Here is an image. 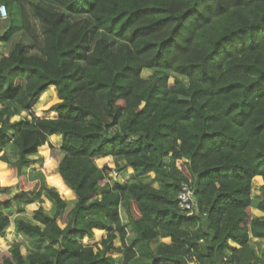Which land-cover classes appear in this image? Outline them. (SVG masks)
<instances>
[{"label": "trees", "instance_id": "16d2710c", "mask_svg": "<svg viewBox=\"0 0 264 264\" xmlns=\"http://www.w3.org/2000/svg\"><path fill=\"white\" fill-rule=\"evenodd\" d=\"M46 1L0 0V264H264V0Z\"/></svg>", "mask_w": 264, "mask_h": 264}, {"label": "rangeland", "instance_id": "374dc122", "mask_svg": "<svg viewBox=\"0 0 264 264\" xmlns=\"http://www.w3.org/2000/svg\"><path fill=\"white\" fill-rule=\"evenodd\" d=\"M30 1L38 4L39 6L45 8V9L51 10V11H59L60 10V8H58L56 5H53L49 1H46V0H30ZM81 17L82 16H80V17L79 16H68V19L70 21H76V20L80 19ZM0 18L4 19V17L3 18L0 17ZM93 37H94V40H96L99 37L107 38L110 41V44H111V46H112V48L114 50L118 49L119 47H121L124 44L123 42H120V41L112 38L111 36H107L104 33L101 34L100 32H97V31H95V32L93 31ZM15 39H17V38H14V41H15ZM14 41H12L11 43L7 44V46L5 48L6 51H8L10 49V47L12 46ZM144 73L145 74H149L150 71L147 70ZM169 77H170V79H173L174 78V74H170ZM183 79L186 81L185 78H183ZM52 92H53V90L48 88V90L45 92V95H44L45 99L40 100L36 106L42 107L46 103L51 101L52 97H53ZM14 119H19V117H15ZM53 140H54L55 143H56V141L59 142V143L61 141L60 136L58 134L54 135ZM11 152H12V150H10V151L7 150V153L9 155V157L13 160L14 159V154H12ZM38 158H39V156L38 157L35 156V155L31 156V158H30L31 161L24 168V172H26V175H27L29 181H31V180H35L36 181L37 180L35 186H33L32 188L28 189L27 192H26L30 196L36 194L37 191L42 189V186L46 183L45 182V178H44L43 174L40 171L42 163L40 164L38 162V160H37ZM106 161L109 164H111L113 162L112 158H107V159H103V160H100V161L98 160L97 163H98V165H101L103 162H106ZM0 165H4V164L2 163ZM129 175H130L129 172H122L120 174L112 173L111 174V180H113V181L114 180L115 181H123V180L127 179L128 177H130ZM252 185H254V179H253ZM258 187H259V185H258ZM11 193L12 194H15V193L19 194V193H21V191H19V189H16V190H14ZM60 193L62 194L61 191H60ZM258 193H259V191L257 189V184H255L254 189L252 187V196L256 197L258 195ZM23 206H24V210L22 212H18L19 210L17 209L16 206H14L13 213L11 215L12 219L13 218H17V217H22L24 219H29L30 216H31V212L33 210L37 209L38 207H42L44 209V211H46L47 213H50L51 207H52V201L50 200L48 195L42 193L39 196L38 201H34L32 203H29V204H23ZM123 220L125 221L126 218L123 217ZM104 233L105 232H103V231H96L93 240L91 242H89V243L98 242L100 240V237ZM131 236H132V234L130 232V236L129 237H131ZM21 239H22V236H21ZM19 240H20V238L18 236V233L16 232V229L14 228L13 224H11L6 229L5 235L3 237H0V244L3 247L8 248L15 241H19ZM115 244L119 245V241L116 240ZM254 245L257 246V247L264 246V240L256 241V243ZM21 246H22L21 247V251H22L23 255L27 254V252H29L30 249H33L35 247L34 243L28 242V240H26L25 238H24V241L22 242Z\"/></svg>", "mask_w": 264, "mask_h": 264}, {"label": "built area", "instance_id": "2783aa9c", "mask_svg": "<svg viewBox=\"0 0 264 264\" xmlns=\"http://www.w3.org/2000/svg\"><path fill=\"white\" fill-rule=\"evenodd\" d=\"M6 16V10L3 5H0V17ZM178 207L182 211H186L187 214L191 215L196 209V200L194 197L193 187L187 183H182L180 186V191L178 193Z\"/></svg>", "mask_w": 264, "mask_h": 264}, {"label": "crops", "instance_id": "0c3cea01", "mask_svg": "<svg viewBox=\"0 0 264 264\" xmlns=\"http://www.w3.org/2000/svg\"><path fill=\"white\" fill-rule=\"evenodd\" d=\"M53 94V93H52ZM45 95V94H44ZM56 143L58 144L59 142H57L56 141ZM35 156H39V157H41V155L40 154H38V155H35ZM1 163L0 164H4V165H0V167H3V166H6L7 164L6 163H4V162H2V161H0ZM25 174H26V172H25ZM26 177H27V175H26ZM27 179H28V177H27ZM28 181H29V179H28ZM32 181H35V180H31V182ZM37 181V180H36ZM35 181V182H36ZM255 184H257V189H258V191H259V188H260V185H261V179H260V177L258 178V177H256V178H254V185H253V189H254V186H255ZM258 185H259V187H258ZM14 190H16V189H14ZM259 194V193H258ZM252 210V213L254 214V215H257V216H259V215H261L262 213L260 212V211H258L257 209H254V208H252L251 209ZM14 232V231H13ZM19 236V238L21 239V236L20 235H18Z\"/></svg>", "mask_w": 264, "mask_h": 264}]
</instances>
